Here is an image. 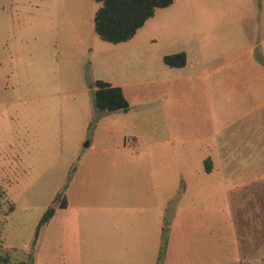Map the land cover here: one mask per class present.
I'll use <instances>...</instances> for the list:
<instances>
[{
	"label": "rangeland",
	"instance_id": "obj_1",
	"mask_svg": "<svg viewBox=\"0 0 264 264\" xmlns=\"http://www.w3.org/2000/svg\"><path fill=\"white\" fill-rule=\"evenodd\" d=\"M99 6L0 0V257H30L32 264H264L263 254L238 256L245 248L232 238L234 206L225 195L232 186L208 175L214 195L196 198L203 159L220 166L228 155L248 156L223 152L221 137L235 132L233 142L249 139L246 150L255 148L257 128L246 138L250 112L261 113L264 147V105H256L263 99L241 104L229 94L223 104L220 97L209 103L205 89L206 71L264 55V0H176L120 43L96 34ZM181 50L184 67L164 62ZM97 79L123 85L129 109L96 112ZM146 162L166 192L164 252L163 236L160 249L148 248L145 210L133 207L134 183L154 174L140 166ZM66 183L68 205L36 235Z\"/></svg>",
	"mask_w": 264,
	"mask_h": 264
},
{
	"label": "crops",
	"instance_id": "obj_2",
	"mask_svg": "<svg viewBox=\"0 0 264 264\" xmlns=\"http://www.w3.org/2000/svg\"><path fill=\"white\" fill-rule=\"evenodd\" d=\"M175 2L176 0L168 7L158 9L155 16L159 10L168 9L174 5ZM155 16L150 19H153ZM146 23L140 29H142ZM137 33L134 35V38L137 36ZM131 39H133V37ZM185 52L187 54V51ZM242 54L243 53L240 52L234 58L237 59ZM256 57L258 58V56ZM260 58L264 59V55L262 57L260 56ZM261 59L256 60V58L252 56V58L246 61L247 64L242 62L240 64L237 63L232 67H227L226 70L220 67H215L206 71L205 77L207 79L205 81V89L207 101L212 103L214 97H220L216 100V102L223 104V101H227L229 99V94H235L236 100H238L241 104L244 102L255 103L257 100L263 99L261 102H256V105H264V63H262L263 59ZM230 82H232V84H230ZM116 86H121V84H117ZM230 86L231 90L229 91ZM252 113L254 116H251ZM260 115V112H250L247 114L248 126L246 130V138H254L257 135V133L255 134V127L258 132V135L256 136L257 143L254 146L255 148H248L250 150H246L248 147L246 144L248 142L251 144L249 139H246L247 143H245L244 140L240 142H233L232 139L235 136V132L221 137L223 152L228 154H234L236 152L237 154L242 153L243 155H245V152H248V156H245L242 160L238 159V155L235 157L232 156L231 161H229L228 155L226 156L225 162L220 164V166L215 164L216 160L213 157H206L203 159L205 179L200 180V182H204V187H201V184L200 186H197L196 190L198 191L196 193V198L200 195H203L205 198L212 197L214 195V190L211 186L212 179H210L208 175H211V177L215 175L217 176L216 178H220L218 180L221 181V183L232 186L226 189L225 195L227 196V199L233 200L231 201V206H234L231 216L233 232L232 238L239 250L242 247L245 248L243 250L245 251V254L240 252V254H238L239 258H246L249 255H264V147H260ZM243 127L244 126L239 127V131L242 130ZM193 136L195 138V135ZM93 144L94 143L89 140L87 146H94ZM229 146L232 147L229 148ZM231 148H233V150H230ZM136 152L138 153V151ZM207 158L211 159V163H209V170L206 168L205 164V160ZM140 166L147 168V171L152 170V173H154L153 163L146 162L144 164H140ZM141 180L142 182L140 183V187L138 186V183L135 182L134 187L132 188V192L135 193L137 201L133 207L145 210V219L143 224L144 232L146 234L144 233L143 239L146 241V245L151 249L158 247L160 249L162 236L164 237V232L166 230L163 214L166 195L165 188L159 178L155 177V173L153 176L146 179L143 177ZM69 183L67 186L68 193H66L67 205L70 195L69 189L71 187ZM129 190L130 189L128 187V192ZM121 193L122 192L119 190L116 191V200L121 197L119 196V194L122 195ZM115 207L118 208L119 206L116 205ZM181 215V209L178 208L174 223L170 227L169 239L172 236L175 226L180 223ZM54 216L55 214L53 217ZM112 219L115 218L112 217ZM189 221L190 224H192L193 221L191 219ZM169 239L168 244L170 243ZM246 245H248L249 248H247Z\"/></svg>",
	"mask_w": 264,
	"mask_h": 264
},
{
	"label": "trees",
	"instance_id": "obj_3",
	"mask_svg": "<svg viewBox=\"0 0 264 264\" xmlns=\"http://www.w3.org/2000/svg\"><path fill=\"white\" fill-rule=\"evenodd\" d=\"M100 2V6L94 15V30L96 34L103 40L111 43H120L128 41L141 28L148 19L155 16L156 11L165 8L174 3L175 0H96ZM164 62L171 67H181L186 64L187 54L185 51H178L164 55ZM96 88L93 92V105L98 113H114L119 110H127L130 107L129 100L121 86L110 84L103 79L95 81ZM96 117V116H95ZM91 126V124H90ZM211 159L205 160L206 168L210 169ZM68 183L64 184V189L58 192V198L53 205L41 216L37 228L36 235L41 226L45 225L55 214L57 207H66L67 198L64 194ZM0 188V197L2 195ZM0 208L1 202H0ZM13 206L11 210L13 211ZM167 231V230H166ZM1 235V228H0ZM167 233L164 232V240L161 251L166 249ZM161 259V257H160ZM0 264H32L22 259L17 262H10L9 257H0Z\"/></svg>",
	"mask_w": 264,
	"mask_h": 264
}]
</instances>
